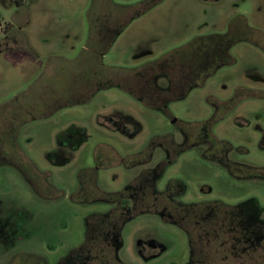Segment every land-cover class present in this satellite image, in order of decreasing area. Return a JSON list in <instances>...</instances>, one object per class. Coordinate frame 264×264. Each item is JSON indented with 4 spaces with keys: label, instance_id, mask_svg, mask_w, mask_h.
<instances>
[{
    "label": "rangeland",
    "instance_id": "rangeland-1",
    "mask_svg": "<svg viewBox=\"0 0 264 264\" xmlns=\"http://www.w3.org/2000/svg\"><path fill=\"white\" fill-rule=\"evenodd\" d=\"M134 12L141 15L111 43L100 60L103 66L137 69L196 36L225 35L234 28L245 40L229 49L231 65L170 103L169 116L119 88L69 106L87 98L86 90L96 85L95 78L84 81L88 17L94 25L108 21L111 28ZM72 60L77 68L68 64ZM94 70L99 78L114 74L110 68ZM164 79L160 75L157 84L164 86ZM51 103L60 109L37 119ZM21 105L24 112L10 122L12 140L0 135V161L5 160L0 165V264L12 259L34 264L36 257L56 264L82 244L87 217L122 211L118 200L106 202V195H118L158 165L163 171L155 181L157 191L169 182L184 185L175 201L233 206L255 199L264 218V0H0V130ZM179 121L195 126L186 145L197 142L199 128L210 122L209 142L188 146L166 163L159 143L171 137L175 145L183 142ZM223 144L228 159L257 175L240 178L220 164L215 157L222 155ZM140 153L148 154L145 163L119 162ZM212 234L209 229L200 240L204 264H264V246L242 252L241 240L218 230ZM119 237L120 264H188L186 234L158 215L127 220Z\"/></svg>",
    "mask_w": 264,
    "mask_h": 264
},
{
    "label": "trees",
    "instance_id": "trees-1",
    "mask_svg": "<svg viewBox=\"0 0 264 264\" xmlns=\"http://www.w3.org/2000/svg\"><path fill=\"white\" fill-rule=\"evenodd\" d=\"M110 2L111 0H109ZM113 6L118 9H129L128 6ZM139 13L133 14L129 19L124 20L122 24L111 28L108 26V21L94 25L92 19L88 17V36L85 45L87 63L84 67L87 74L84 81L86 84L95 78L96 85L86 90L89 95L87 98L71 101L68 104L69 106L87 102L100 90L119 88L133 96L145 107L159 111L164 116H169L168 106L170 103L183 99L189 90L202 83L207 77L212 76L218 66L231 64L232 58L228 54L229 48L244 37L241 29H229L225 35L215 34L195 38L188 44L168 52L158 61L137 69L103 66L100 62L102 56L108 51L111 43L115 41L117 35L122 32L129 20L138 16ZM68 64H72L74 68H77L78 62L72 60ZM96 65H98L96 70L110 68L114 71L113 76L99 78L96 74H92ZM96 70H94V73ZM150 70L154 72L152 75L147 74ZM159 74L165 77L166 84L164 86L157 84ZM84 89L80 90L75 87V91L80 90L81 92ZM53 104L50 105L53 106ZM58 109H60V106H53L46 111V114H40L41 117L37 119L45 118ZM23 112V105H21L13 119L5 120L8 124L0 130V135L6 134L5 140H12V133L15 130L14 125H11L10 122L12 120L15 122V118L17 120L20 113ZM27 119L26 117L25 120ZM175 122V119H173V123ZM178 123L184 142L175 145L171 137L170 140L167 139L159 143L167 152L166 163H170L172 157L174 158L176 154L191 146L186 145V142L188 141L189 131L195 126L182 121ZM209 125L210 122H206L202 124V129L199 128L197 142L209 141ZM11 145L12 141L9 147ZM226 152L227 146L223 144L222 155L215 158L229 172L240 178L256 174L251 172V169L230 161L226 157ZM147 157L148 154L140 153L124 159L121 158L119 162H125L127 158H130L127 165L133 166L146 162ZM162 171L163 166L161 165L145 170L118 195H106V202H116L118 200L117 205L120 207L119 203L121 204L122 211L117 213L116 209H113L87 217L83 222L82 244L72 249L67 257L58 260L56 264H120L116 258V248L120 242L119 231L127 220L144 213L158 215L161 220L177 226L186 234L191 249L189 264H204L201 254H204L203 247L205 245L200 240L207 237L209 229L213 232L212 236L216 235L218 230V232H223L225 235L228 234L234 236L237 240H241L242 252L253 251L260 248V246H264V218L260 217L261 207L255 199H249L234 206L226 205L220 201L193 204L180 203L175 201L174 198L183 194L184 185L182 183L178 181L169 182L162 192L155 189V181L161 176ZM83 173L85 174V172ZM91 174L89 173V175ZM130 201L132 202L131 207L127 208ZM102 243L103 246H101ZM222 244L227 245V242ZM99 252H101V259L98 261ZM97 254L96 258L95 255ZM34 259H36L34 264H42L37 257ZM11 261L9 264L22 262L14 259Z\"/></svg>",
    "mask_w": 264,
    "mask_h": 264
},
{
    "label": "flooded vegetation",
    "instance_id": "flooded-vegetation-1",
    "mask_svg": "<svg viewBox=\"0 0 264 264\" xmlns=\"http://www.w3.org/2000/svg\"><path fill=\"white\" fill-rule=\"evenodd\" d=\"M122 6H123V5H122ZM135 13H139V12H134L133 14H135ZM133 14H132V15H133ZM139 15H141V14H138V16H139ZM138 16H136L135 18H137ZM130 17H132V16L130 15L128 18L123 19V21L129 19ZM135 18H133V19H135ZM133 19L129 20L128 24H129ZM128 24H127V25H128ZM127 25H126V26H127ZM126 26L123 28V30L126 28ZM123 30H122V31H123ZM234 30H238V29L234 28ZM120 33H121V32H120ZM120 33H119V34H120ZM119 34L117 35V37L119 36ZM211 35H215V34H211ZM216 35H222V34H216ZM207 36H209V35H207ZM117 37H116V38H117ZM198 37H203V36H196V37H194L193 39L198 38ZM193 39H192V40H193ZM192 40H190L189 42H191ZM241 40H245L244 37H243V39H241ZM241 40H239V41H241ZM189 42H188V43H189ZM188 43H186V44H188ZM237 43H238V42H237ZM186 44H185V45H186ZM235 44H236V43H235ZM183 46H184V45H183ZM180 47H182V46H180ZM180 47H178V48H180ZM176 49H177V48H176ZM229 49H230V48H229ZM173 50H175V49H173ZM171 51H172V50H171ZM169 52H170V51H169ZM228 54H229L230 57H232V55L229 53V51H228ZM232 59H233V58H232ZM232 63H233V60L231 61V64H232ZM231 64H223V65H220V66H218V67L216 68V70H218V69L221 68L222 66H225V65H231ZM215 72H216V71H215ZM168 108H169V106H168ZM173 119H175V118H173ZM173 119H172L171 121H173ZM183 142H184V141H183ZM183 142H182V143H183ZM206 142H209V141H206ZM182 143H180V144H182ZM194 143H195V142H193V144H191L190 147L195 146V145L197 144V143H195V144H194ZM166 159H167V157H166ZM229 160H230V159H229ZM3 161H5V160H3ZM3 161H2V162H3ZM230 161H231V160H230ZM2 162H1V163H2ZM232 162H233V161H232ZM141 163H145V162H141ZM141 163H138V164H141ZM138 164H135V165H133V166H136V165H138ZM0 165H1V164H0ZM93 165H94V163H93ZM95 168H96V167L93 166L92 169H93V170H96ZM141 173H142V172H141ZM141 173H140V174H141ZM90 177H91V176H90ZM126 186H127V185H126ZM124 188H125V187H124ZM124 188H123V189H124ZM84 190H86V189H83V191H84ZM79 192H81V191H79ZM118 193H119V192H118ZM233 206H234V205H233ZM130 207H131V205L128 204V205H127V208H130ZM119 233H120V231H119ZM67 254H69V253H67ZM67 254L64 255L62 258L64 259L65 257H67ZM60 260H61V259H60ZM190 260H191V254H190V257H189L188 264H189Z\"/></svg>",
    "mask_w": 264,
    "mask_h": 264
}]
</instances>
